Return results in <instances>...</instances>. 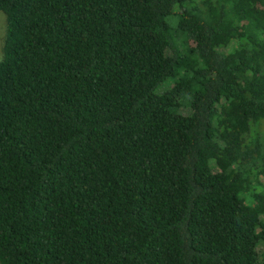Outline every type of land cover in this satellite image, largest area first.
<instances>
[{"label":"trees","instance_id":"16d2710c","mask_svg":"<svg viewBox=\"0 0 264 264\" xmlns=\"http://www.w3.org/2000/svg\"><path fill=\"white\" fill-rule=\"evenodd\" d=\"M0 12V264H264V0Z\"/></svg>","mask_w":264,"mask_h":264},{"label":"rangeland","instance_id":"374dc122","mask_svg":"<svg viewBox=\"0 0 264 264\" xmlns=\"http://www.w3.org/2000/svg\"><path fill=\"white\" fill-rule=\"evenodd\" d=\"M7 36V19L3 12H0V60L3 58L4 44Z\"/></svg>","mask_w":264,"mask_h":264}]
</instances>
